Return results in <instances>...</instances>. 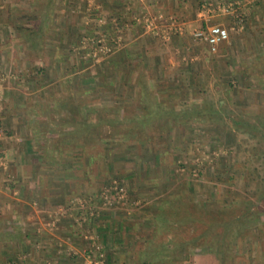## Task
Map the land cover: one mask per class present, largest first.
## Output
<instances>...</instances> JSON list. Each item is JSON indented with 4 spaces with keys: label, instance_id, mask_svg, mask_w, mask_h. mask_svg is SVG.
<instances>
[{
    "label": "crops",
    "instance_id": "0c3cea01",
    "mask_svg": "<svg viewBox=\"0 0 264 264\" xmlns=\"http://www.w3.org/2000/svg\"><path fill=\"white\" fill-rule=\"evenodd\" d=\"M227 1L236 0H200L197 9L194 3L191 12L183 18L184 33L172 36V40L168 43L154 39L144 29L139 31L141 57L139 68L134 64L132 66L131 62L122 63L120 65L122 70L125 66L135 67L136 73L132 75L134 76L130 79L132 81L126 82L129 87L125 85L122 91H115L113 85L116 83V76L110 75L113 71L108 72L109 77L100 74L101 77L98 79L92 74L76 75L75 71H80L81 66L80 58L74 51L84 36L83 16L75 10L69 0H0V73L8 76L4 83V90L7 86L5 97L8 102V113L11 114V118L14 117L5 120L4 114L1 116V121L3 131H7L10 136L9 142L13 145L9 151L11 173L15 175V163L20 164L24 179L23 186L29 189V198L32 194L39 196L43 209L53 207L55 212L62 211L64 201L80 194L85 183L86 190L91 189L93 174L95 175L89 169L92 155L90 152H81L78 148L81 146V140H60L61 145L76 146L78 149L63 150L61 156L57 158L49 156V151L44 153L45 151L33 150L37 141H40V138L37 140V136L35 138L30 133L32 127L36 126L34 123L37 109L34 106L37 100L41 99L42 102L47 103V108L43 107L40 115L43 112L45 114L67 112L70 115L71 121L62 126L65 130L74 131L77 124L95 127L97 123L102 124L103 131L116 130L119 141L115 140L114 143L109 139H103L102 142L103 151L105 150L103 153L107 155V157L103 156V160L108 162L110 159L121 161L122 156L127 155L122 153L124 146L126 148L131 146L136 148L135 151H139V148L158 147L161 142L169 138L173 140L175 132L179 133L185 128L178 127L179 119L175 122L169 120V116L184 111L185 107L192 106L193 103L199 104L198 106L201 107L199 112L208 111L209 100L215 101L218 111L223 105H233V108H243L246 111L251 106L257 107L255 102L250 103V99L255 94L259 96L260 93L264 94V38H262L264 37V0H238L245 14L244 27L239 31H232L230 39L219 45L215 53H211L207 45L194 42L191 35L203 25L220 24L228 28L234 27L236 20L231 16L211 17L203 12L207 2L228 3ZM164 2V0H153L150 7L163 9ZM139 3L142 4L141 0ZM187 5L190 7V4ZM173 13L163 11L153 16H144L143 13L139 18L144 25L146 19L163 23L160 17L164 19H168V15L175 17L177 12ZM111 22L112 18L107 17L105 29H111L109 25ZM256 36L260 40L258 43L254 41ZM131 46V44L126 45L124 51L131 49ZM183 66L188 68L184 71L181 68ZM34 67L41 68L39 73H42H37L39 76L36 78V86H39L40 92L38 95L36 91L32 93L29 92L31 90H27L30 83L33 85L31 75ZM142 67L157 69L150 75ZM220 67L223 70L220 71ZM49 69L53 72V76H48L46 71ZM166 69H170L172 74L164 75ZM223 75L229 76L231 82ZM127 77L129 76L119 75L117 80L125 82ZM97 81L101 86L98 89ZM226 82L229 84L224 91L222 83ZM128 88H131L129 94ZM176 102L177 107L174 106ZM98 114L102 117L97 118ZM188 114L190 115L191 112ZM201 115L205 116V114L199 116ZM16 117L18 120H15ZM200 121L205 119L201 118ZM133 125L139 130L137 132L139 140L142 139L139 143L136 142V137H129L126 134ZM44 126L49 129L51 124L47 121ZM68 133L69 131H66L63 138L69 137ZM50 142L54 143V140ZM87 143L89 145L90 137ZM46 146H50L49 141ZM106 147L108 148L105 149ZM115 150L118 152L116 153ZM34 153H39L40 158L37 159ZM113 155L114 157H111ZM142 155L139 151V156H135L138 162ZM81 162L86 164V172L76 173L70 169L73 168V163L80 165ZM47 163L49 165L54 163L56 166L53 164L49 166ZM65 166L67 168L64 169ZM129 174L131 175V172ZM137 177L139 180V171ZM136 194H139V190ZM70 199L68 201L73 204L71 203L73 199ZM14 202L16 204H13V207L23 203L20 199ZM11 203L9 201L5 206H12ZM94 227L104 234L102 238L107 249L106 251L104 248V251L110 264L114 259H119L118 264H130L128 260L122 261L127 255L113 252L112 248L115 246L116 249L127 250L130 248V243H135L134 250L130 249L132 254L136 253L139 245V209L131 218L124 216L113 218L111 214L104 213ZM68 230L72 232L73 229ZM145 238L146 236H143L141 243ZM56 245L55 248L45 246L41 251L44 254L42 260L44 264H57L66 258L64 252Z\"/></svg>",
    "mask_w": 264,
    "mask_h": 264
},
{
    "label": "rangeland",
    "instance_id": "374dc122",
    "mask_svg": "<svg viewBox=\"0 0 264 264\" xmlns=\"http://www.w3.org/2000/svg\"><path fill=\"white\" fill-rule=\"evenodd\" d=\"M69 1L75 10L82 13L81 16H83L84 36L74 51L80 58L79 65L81 66L80 71H75L76 75L92 74L98 79L102 74L109 77L108 72L113 71L110 75L116 76L114 89L122 91L126 82L132 81L130 79L134 78L132 75H135L136 68L125 66V69L122 70L120 65L131 62L132 66L134 64L139 68V61H141L139 31L144 29L154 39L165 43L170 42L171 37L177 35L173 34L168 40L165 39L163 31L166 24L162 27L161 23H157L160 28L158 27L159 29L155 33L149 32L139 15L144 13V16H153L163 11L164 13L177 12L175 14L178 17H175L185 30L184 16L191 12L194 3L197 9L200 0H164L163 9L150 7L153 0H141L142 4L139 3V0ZM187 4H190V7H187L189 6ZM168 16L164 22L171 17ZM107 17L112 18V22L109 24L111 29H105L107 28L105 27ZM258 37L256 36L255 43L260 42ZM262 38L264 37L262 36ZM126 40L130 42L128 43ZM127 43L132 45L131 49L124 51ZM178 62L180 63V61ZM181 68L185 71L188 67ZM213 68L215 69V67ZM142 69L151 75L157 68L142 67ZM39 70L41 68H32L33 85L30 83L27 89L32 93L36 91L37 95L40 93L39 86H36V78L39 76L37 73L42 74L39 73ZM221 70L223 68L220 67ZM46 72L48 76H53L51 69ZM166 74H172V71L166 69L164 75ZM119 75L129 77L125 82H122L123 80H117ZM223 76L231 82L229 76ZM228 84V82L222 83V90L226 91ZM99 86L98 83L97 89L101 87ZM6 88L3 93L1 116L5 114L4 119L9 120L11 114L8 113ZM127 91L129 94L131 88H128ZM262 95L264 94L260 93V96L255 94L252 98L250 97L251 99L249 98L250 103L255 102L257 107L251 106L247 108V111L243 108H233V105H223L220 109L218 108V111L215 101L209 100L208 114L200 117L201 107L198 106L199 104L193 103L192 106L185 107L184 111L178 113L180 114L178 127L185 128L186 131L185 129L181 130L179 132L181 136L176 131L173 140L170 138L164 140L158 147L139 148L143 154L139 158V162L135 158L136 155L139 156V151H135L136 148L131 146L128 148L124 146L122 153L127 155H123L121 161L103 160L105 154L102 149L101 155L97 156L96 161L94 162L95 156H92L90 162L89 169L95 173V175L93 174L94 180L91 181V189L86 190L87 184L85 183L80 194L71 198L73 204L68 201L69 197L67 201H64L62 211L57 210L56 212L53 207L47 210L43 209L39 196L32 194V197L29 198V189L27 190V187L23 186L24 179H22L20 164L15 163V175L11 173L9 151L13 145L9 142L10 136L5 130L0 139V152L6 157V160L0 161V264H44L42 261L44 254L41 251L45 249V246L55 248L57 242L60 244L56 245L57 248L61 249L66 256L57 264H95L98 260H102L104 264H110L107 253L104 251V248L107 251L102 238L104 234L94 227L97 220L99 221L104 213L111 214L113 218H122V216L131 218L138 209L139 245L135 255L131 253L130 249L134 250L135 243H130V248L127 250L116 249L114 246L112 251L127 255L123 257L122 261L128 260L130 264H162L158 263L161 260L160 257L154 256L157 251L150 246L148 249V244L145 242L141 243L143 236L151 238L153 231L156 230L153 211L157 198L166 196L170 192L182 193V195L190 193L197 200L206 201L221 198L226 205H230L236 198H247L254 203L261 190L264 191L259 185L260 178L258 177L264 176V97ZM35 102L34 107L37 111L34 124L36 126L32 127L30 133L35 138L37 136V140L40 138V141H37L36 145L33 143V150L45 151L44 153L49 151V156L60 157L63 150H67H60V147L63 146L61 141L63 139L74 140L69 137L63 138L66 131L70 133L75 131L65 130L62 127L64 123L71 121L70 115L67 112L63 114H54L53 112L45 114L43 112L40 115L41 109L47 108V103L42 102L41 99ZM197 103L199 102L197 101ZM174 106H178L177 102ZM189 112H191L190 115ZM46 115L47 119H45ZM17 117L19 118V116ZM17 117L15 120H18ZM21 117L23 118V116ZM101 117L100 114L97 115V118ZM201 118H204L205 121L201 122ZM47 121L51 124L50 127L48 126L49 129H46L47 125L44 126ZM236 122H241V125L238 126ZM158 125L161 128V123ZM252 125L262 127V131L252 129ZM104 131L106 136L104 139H109L112 142L119 141L116 130L104 129ZM50 140H54V143ZM47 141L50 146H46ZM66 143L69 144V142ZM79 150L83 152L82 149ZM115 152L117 153L118 150ZM34 155L37 159L41 156L39 153H34ZM50 164L47 163L49 166L55 165L54 163ZM72 166L73 168L70 169H73V172H86L85 163L81 162L80 165L73 163ZM65 168L67 167L65 166ZM31 188L36 187L31 186ZM137 190H139V194H136ZM136 197L138 199H135ZM34 198L37 199L34 200ZM16 199L22 200L23 205L13 207V204H16L14 202ZM9 201L12 202V206H5ZM250 223L251 232L243 236L235 248L236 264H264V214L261 215L260 220H253ZM68 229L73 230L69 232ZM76 238L78 240H74ZM126 251L129 252L126 253ZM162 257L164 258V256ZM111 263L118 264L119 259H114ZM185 264H212V261L194 257Z\"/></svg>",
    "mask_w": 264,
    "mask_h": 264
},
{
    "label": "trees",
    "instance_id": "16d2710c",
    "mask_svg": "<svg viewBox=\"0 0 264 264\" xmlns=\"http://www.w3.org/2000/svg\"><path fill=\"white\" fill-rule=\"evenodd\" d=\"M206 113L199 112V114ZM168 119L176 122L180 119V114H172ZM236 124L239 126L241 122ZM135 126L133 125L126 134L129 137H136V142L139 143L142 139L139 140L137 133L139 130ZM75 127L73 133H68L69 138L81 140V146L78 148L84 153H92L96 161L97 156L101 155L104 149L102 142L105 133L102 124L97 123L95 127L77 124ZM252 129L262 131L260 126L252 125ZM72 148L78 149L76 146H62L60 150ZM258 177L259 185L264 189V176ZM154 205L153 220L156 230L153 231L151 238L146 236L144 242L148 244V249L150 246L157 251L154 256L160 257L158 263L185 264L196 257L212 261V264H236L237 244L243 236L251 232L250 222L260 220L261 215L264 214V191L261 190L254 203L247 198H236L230 205H226L221 198L203 201L197 200L190 193L182 195V193L170 192L166 196L157 198Z\"/></svg>",
    "mask_w": 264,
    "mask_h": 264
},
{
    "label": "built area",
    "instance_id": "2783aa9c",
    "mask_svg": "<svg viewBox=\"0 0 264 264\" xmlns=\"http://www.w3.org/2000/svg\"><path fill=\"white\" fill-rule=\"evenodd\" d=\"M203 12L207 15L213 16H231L236 22L235 26L232 28H228L224 25L213 24V25H203L196 30H194L191 35L194 42L199 44H205L208 46L209 51L211 53H215L218 50L219 45L228 41L230 39L232 31H239L244 27L245 23V14L240 7V3L238 0L228 3H219V2H207ZM162 19L160 26L166 27L163 31V36L165 39H169L172 34H183L184 28L178 23L176 17H171L169 20L164 22V18ZM154 20L146 19L145 25L148 31L155 33L160 26ZM159 27V28H158ZM161 27V28H162ZM8 79V76L0 73V139L3 137L4 131L2 128V103H3V93H4V83ZM6 160V157L3 156V153L0 152V161ZM102 256V255H101ZM95 264H104L102 260L96 261Z\"/></svg>",
    "mask_w": 264,
    "mask_h": 264
}]
</instances>
